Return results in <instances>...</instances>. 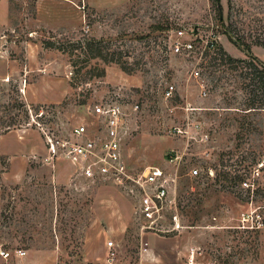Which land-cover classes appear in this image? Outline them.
<instances>
[{
  "label": "rangeland",
  "instance_id": "374dc122",
  "mask_svg": "<svg viewBox=\"0 0 264 264\" xmlns=\"http://www.w3.org/2000/svg\"><path fill=\"white\" fill-rule=\"evenodd\" d=\"M221 4L222 16L215 0H0V55L17 66L0 79V264H264V225L242 227L244 213L264 221V109L248 108L241 64L220 53L264 65V0ZM179 30L202 37L190 54L171 51ZM89 38L107 57L71 47ZM112 100L127 112L130 174L178 175L154 228L134 183L48 159L47 134L98 133ZM176 207L184 227L168 230Z\"/></svg>",
  "mask_w": 264,
  "mask_h": 264
},
{
  "label": "built area",
  "instance_id": "2783aa9c",
  "mask_svg": "<svg viewBox=\"0 0 264 264\" xmlns=\"http://www.w3.org/2000/svg\"><path fill=\"white\" fill-rule=\"evenodd\" d=\"M186 34L189 37L186 38ZM177 40L170 46L173 53L190 54L196 47L195 41L200 38L194 35L190 30H179L177 32ZM182 39V40H181ZM209 44L208 40L206 41ZM175 85L170 84L166 89V96L171 97L174 94ZM206 94V91H204ZM139 108V104H135V110ZM104 119L99 128L98 133L91 134L86 124H80L75 127L73 132L67 137H53L47 134V143L49 145V160L62 158L77 167L80 174L87 179H104L111 180L116 184L123 185L129 182L137 186V190L141 192V198L137 213L152 228L155 223L163 216V212L168 205V197L174 182L178 180V175H169L159 166H150L139 178H134L130 172L126 160L122 152V139L126 130L125 118L127 115L125 106L118 100H112L104 106ZM197 128L200 125H196ZM174 130L179 133L182 131L178 127ZM201 140L208 141L209 135L202 134ZM191 176H199L200 169L191 168ZM248 188L252 186L249 182H243ZM134 186V187H135ZM172 227L168 230H179L184 227L179 212L172 214ZM242 225L248 229H259L264 225L263 218L260 213L243 214ZM109 247L114 242H108ZM114 247V246H113ZM23 249L16 250L18 255L23 254ZM2 255L6 253L1 252ZM193 260V256L191 257ZM206 264H214L209 261Z\"/></svg>",
  "mask_w": 264,
  "mask_h": 264
},
{
  "label": "trees",
  "instance_id": "16d2710c",
  "mask_svg": "<svg viewBox=\"0 0 264 264\" xmlns=\"http://www.w3.org/2000/svg\"><path fill=\"white\" fill-rule=\"evenodd\" d=\"M217 9L220 12V16L223 14V6L221 4V0H215ZM257 32V36L255 37V43L264 46V24H259L258 28L255 29ZM229 38L239 47L245 48L248 52H250V45L246 44L243 40V37L235 38L232 34L233 32L230 29L226 30ZM46 47L53 48L51 42H46ZM71 47L81 48L85 47L89 52L94 56H104V48H107V45L104 44V40H98L96 38H89L85 41L73 42ZM220 53L222 57L228 58L231 61H235L241 64V68L244 71V80H245V88L248 95V108L249 109H264V65L258 60L256 57L251 56L250 58L245 59H234L220 48ZM113 61V60H112ZM125 69V68H124ZM15 124H6L4 128H9ZM3 128V129H4Z\"/></svg>",
  "mask_w": 264,
  "mask_h": 264
},
{
  "label": "crops",
  "instance_id": "0c3cea01",
  "mask_svg": "<svg viewBox=\"0 0 264 264\" xmlns=\"http://www.w3.org/2000/svg\"><path fill=\"white\" fill-rule=\"evenodd\" d=\"M16 68H17V66H16L14 60H11L10 58L6 57L5 55H0V79L1 80H7L9 78V76H11V74L16 70ZM64 93H65V89H64V91H62V97H64V95H65ZM46 98L43 97V101H41V103H48L49 100Z\"/></svg>",
  "mask_w": 264,
  "mask_h": 264
}]
</instances>
